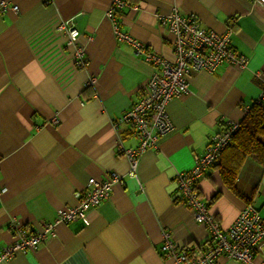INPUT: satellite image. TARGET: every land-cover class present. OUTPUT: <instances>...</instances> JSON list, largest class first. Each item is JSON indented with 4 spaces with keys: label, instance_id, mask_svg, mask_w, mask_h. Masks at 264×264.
Returning a JSON list of instances; mask_svg holds the SVG:
<instances>
[{
    "label": "crops",
    "instance_id": "0c3cea01",
    "mask_svg": "<svg viewBox=\"0 0 264 264\" xmlns=\"http://www.w3.org/2000/svg\"><path fill=\"white\" fill-rule=\"evenodd\" d=\"M17 10L0 13V247L13 240V220L27 231L52 222L74 205L89 177L115 171L122 181L85 219L58 223L35 249L0 264H173L163 256L162 232L179 246L205 245L206 227L195 221L177 193L174 176L188 170L210 136L240 121L264 87V4L257 0H129L119 25L149 49L173 60L171 34L162 19L173 8L196 16L217 32L231 30L232 48L247 59L242 69L221 64L213 73L188 74V91L167 104L173 129L146 150L129 174L118 144L134 147L119 115L143 94L155 71L116 41L104 12L111 0H0ZM61 21H72L88 64L77 68ZM92 76L95 82L86 85ZM236 186L221 181L216 166L197 180L201 197L221 228L247 203L264 222V169L253 155L240 167ZM216 198H213L215 195ZM199 248V249H198ZM256 262H264V239ZM214 264H241L220 257Z\"/></svg>",
    "mask_w": 264,
    "mask_h": 264
},
{
    "label": "built area",
    "instance_id": "2783aa9c",
    "mask_svg": "<svg viewBox=\"0 0 264 264\" xmlns=\"http://www.w3.org/2000/svg\"><path fill=\"white\" fill-rule=\"evenodd\" d=\"M52 1L44 0L46 3ZM257 1L264 4V0ZM17 8V5L0 1V13ZM124 8L133 10L138 6L129 0H111L104 12L112 24L116 41L130 45L135 56L155 69L144 86L142 96L122 112L114 123L116 127L128 124L137 140L134 147L117 146L118 152L129 163V174L133 175L139 157L172 131L166 107L170 100L188 91V74L194 71L213 73L221 64L242 69L247 65V59L232 48L230 29L220 33L205 28L196 16L182 14L173 8L162 19L171 34L170 43L174 55L173 60H167L121 29L118 19ZM57 28L66 35L65 45L72 48L75 66L85 68L88 59L84 48L77 42L79 30L72 21H61ZM94 82L95 78L90 76L86 85ZM237 127L238 121L225 122L221 130L210 136L204 152L194 157L192 167L174 176L180 201L191 210L194 220L206 227L207 237L205 245L196 250L195 246L176 245L170 233L164 230L162 254L170 257L173 264H214L220 257L237 260L241 264H264L254 260L258 244L264 239V222L258 209L250 202L245 203L229 226L221 228L209 210L208 201L201 197L197 187V180L217 160ZM121 181L122 175L115 171L105 173L102 177H89L85 190L76 193L77 202L74 205L58 209L54 221L41 224L40 229L33 232L13 220L9 224L13 229V240L0 247V260H8L16 252L35 249L47 237L54 235L58 223L85 219L86 211L107 199L112 186ZM5 191L6 188L0 183V196Z\"/></svg>",
    "mask_w": 264,
    "mask_h": 264
},
{
    "label": "trees",
    "instance_id": "16d2710c",
    "mask_svg": "<svg viewBox=\"0 0 264 264\" xmlns=\"http://www.w3.org/2000/svg\"><path fill=\"white\" fill-rule=\"evenodd\" d=\"M251 155L264 169V87L262 95L249 108L244 118L238 121V127L231 133L228 144L211 165L218 168L222 183L241 197L243 196L236 186L237 174L244 159ZM217 196L216 194L213 198ZM245 199L249 202L248 198Z\"/></svg>",
    "mask_w": 264,
    "mask_h": 264
}]
</instances>
